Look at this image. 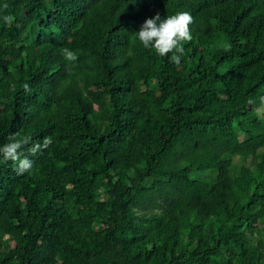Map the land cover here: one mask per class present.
Returning <instances> with one entry per match:
<instances>
[{"label":"trees","instance_id":"obj_1","mask_svg":"<svg viewBox=\"0 0 264 264\" xmlns=\"http://www.w3.org/2000/svg\"><path fill=\"white\" fill-rule=\"evenodd\" d=\"M180 12L176 65L134 33ZM13 134L0 264H264V0H0Z\"/></svg>","mask_w":264,"mask_h":264},{"label":"clouds","instance_id":"obj_2","mask_svg":"<svg viewBox=\"0 0 264 264\" xmlns=\"http://www.w3.org/2000/svg\"><path fill=\"white\" fill-rule=\"evenodd\" d=\"M5 22L11 20L10 16L4 17ZM192 23V17L187 12H180L175 15L161 18L159 13L154 17L148 18L140 26L138 32L134 35L137 37L142 46L146 49H152L160 57H166L172 53L171 62L176 65L180 64V57L183 54V43L192 39L189 25ZM62 55L68 61H75L76 54L65 48L62 49ZM26 92H29V85H23ZM19 134L10 136L9 142L0 147V156L3 161H12L14 170L17 174H23L31 170L33 164L27 157H22L20 150L25 147L30 141L19 139ZM51 143V138H45L43 144H34L28 151L35 156L40 150L47 148Z\"/></svg>","mask_w":264,"mask_h":264}]
</instances>
